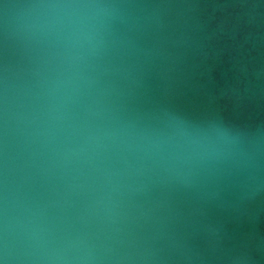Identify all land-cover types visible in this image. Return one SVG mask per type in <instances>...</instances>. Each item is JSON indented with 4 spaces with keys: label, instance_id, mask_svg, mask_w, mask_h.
Wrapping results in <instances>:
<instances>
[{
    "label": "clouds",
    "instance_id": "9594fccd",
    "mask_svg": "<svg viewBox=\"0 0 264 264\" xmlns=\"http://www.w3.org/2000/svg\"><path fill=\"white\" fill-rule=\"evenodd\" d=\"M183 6L0 0V264H252L196 217L264 189V127L141 103Z\"/></svg>",
    "mask_w": 264,
    "mask_h": 264
},
{
    "label": "water",
    "instance_id": "95a60500",
    "mask_svg": "<svg viewBox=\"0 0 264 264\" xmlns=\"http://www.w3.org/2000/svg\"><path fill=\"white\" fill-rule=\"evenodd\" d=\"M173 2L184 6L166 12L165 59L149 73L142 106H167L195 120L219 116L252 131L264 127V75H256L264 68V8L252 6L259 0ZM259 176L264 182V158ZM192 199L177 197L185 207ZM196 220L198 228H222L226 248H244L252 264H264V189L241 203L229 187Z\"/></svg>",
    "mask_w": 264,
    "mask_h": 264
}]
</instances>
